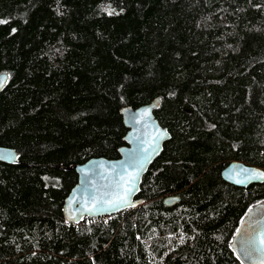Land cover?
I'll return each instance as SVG.
<instances>
[{"label": "trees", "instance_id": "1", "mask_svg": "<svg viewBox=\"0 0 264 264\" xmlns=\"http://www.w3.org/2000/svg\"><path fill=\"white\" fill-rule=\"evenodd\" d=\"M0 20V147L19 156L0 163V264H245L264 184L222 171L264 169V0H0ZM156 99L172 139L144 204L69 224L75 167L118 159L122 110Z\"/></svg>", "mask_w": 264, "mask_h": 264}, {"label": "water", "instance_id": "2", "mask_svg": "<svg viewBox=\"0 0 264 264\" xmlns=\"http://www.w3.org/2000/svg\"><path fill=\"white\" fill-rule=\"evenodd\" d=\"M9 80L7 74L0 75V94ZM161 101L154 100L149 105L122 110L125 127L126 146L120 149L116 160L93 158L75 167L78 183L70 192L64 205L65 218L69 224L79 225L85 218L110 217L144 204L137 199L141 193L144 177L154 162L162 155L165 144L172 139L155 116ZM19 156L14 149L0 147V163L15 165ZM264 169L232 162L222 171L223 180L237 188L247 189L252 185L264 184ZM132 189L131 193L127 190ZM127 198V203L121 200ZM179 203V197L165 200L171 208ZM115 205V206H113ZM93 208L91 214L87 211ZM263 216L254 221H244L237 231L233 248L245 264H264V205Z\"/></svg>", "mask_w": 264, "mask_h": 264}, {"label": "rangeland", "instance_id": "3", "mask_svg": "<svg viewBox=\"0 0 264 264\" xmlns=\"http://www.w3.org/2000/svg\"><path fill=\"white\" fill-rule=\"evenodd\" d=\"M262 216H263V212L261 211L259 206H256L251 211L249 217L247 218V221L254 222V221L260 219ZM110 217H112V216H110ZM88 219H91V218H88ZM94 219H96V218H94ZM97 219H108V217H106V218L105 217H100V218H97Z\"/></svg>", "mask_w": 264, "mask_h": 264}, {"label": "snow or ice", "instance_id": "4", "mask_svg": "<svg viewBox=\"0 0 264 264\" xmlns=\"http://www.w3.org/2000/svg\"><path fill=\"white\" fill-rule=\"evenodd\" d=\"M109 14H111V12H109ZM0 23H5L4 20H0ZM256 175H262V174H256ZM262 178H264V175H262ZM129 193H131L132 189H128L127 190ZM121 200H123L124 203H127V198L126 197H121ZM115 206V205H113ZM87 211L89 212V214L92 213L93 208H88ZM260 243L264 244V240H261Z\"/></svg>", "mask_w": 264, "mask_h": 264}, {"label": "bare ground", "instance_id": "5", "mask_svg": "<svg viewBox=\"0 0 264 264\" xmlns=\"http://www.w3.org/2000/svg\"><path fill=\"white\" fill-rule=\"evenodd\" d=\"M106 218V217H105ZM109 218V217H108ZM85 220V219H84ZM250 222V221H249Z\"/></svg>", "mask_w": 264, "mask_h": 264}]
</instances>
